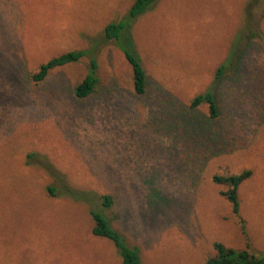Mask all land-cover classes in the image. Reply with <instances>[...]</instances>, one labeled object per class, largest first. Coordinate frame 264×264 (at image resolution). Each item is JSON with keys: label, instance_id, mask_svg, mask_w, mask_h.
<instances>
[{"label": "rangeland", "instance_id": "obj_1", "mask_svg": "<svg viewBox=\"0 0 264 264\" xmlns=\"http://www.w3.org/2000/svg\"><path fill=\"white\" fill-rule=\"evenodd\" d=\"M133 1L0 0V264H120L92 236L85 204L47 194L53 180L26 165L30 153L67 186L111 195L112 225L143 264H206L214 243L264 252V0H158L129 19L122 39L146 72L140 96L104 37ZM246 20L257 36L213 83ZM80 50L88 54L43 82L29 79ZM91 60L98 85L80 100L73 88ZM210 87L214 119L189 106ZM243 171L241 225L213 177Z\"/></svg>", "mask_w": 264, "mask_h": 264}, {"label": "trees", "instance_id": "obj_2", "mask_svg": "<svg viewBox=\"0 0 264 264\" xmlns=\"http://www.w3.org/2000/svg\"><path fill=\"white\" fill-rule=\"evenodd\" d=\"M157 1L158 0H134L131 4L128 18L126 20L117 23H109L104 28V37L115 43L130 67L132 90L138 96L143 95L146 91V72L137 55L131 48L130 43H124L122 37L128 26L129 19L141 16L151 10ZM253 2L256 3V0H253ZM250 4H248L247 8H250ZM252 25L251 20L250 22L249 20H246V22L243 23V26L233 39L227 57L223 63L216 68L213 83H219L220 79L229 72L230 67L235 69L236 66H239L242 52L246 49L250 41L257 36ZM241 48L242 52H240ZM87 54V51L80 50L68 51L56 56L48 60L46 63L39 65L37 69L29 75V79L33 83H41L54 69L76 63ZM97 85L98 78L96 76V63L94 60H91L88 73L82 81L75 85L73 88V94L77 99L84 100L95 92ZM189 106L191 108H200L204 106L206 107L210 119L217 117V106L214 91L211 87L194 96L191 99ZM26 165H34L53 180V185L46 188V192L49 196L66 198L87 206L88 214L92 221V236L109 242L114 247L116 254L119 257L120 264H143L139 249L137 247L129 246L125 237L112 225L114 217L111 216V213L114 207V199L111 195H97L92 191H80L67 186L64 183V177L54 169L51 163L47 161L44 156H40L36 153L26 155ZM249 176V171H243L239 174L213 177V182L215 184L225 187V190L221 191L220 194L230 204L233 215L238 218L241 225L243 224V221L240 219L238 188L242 182L249 178ZM213 249L215 255L209 258L206 261V264H264V252L256 250L249 242H246L244 249L241 250L225 247L221 243H214Z\"/></svg>", "mask_w": 264, "mask_h": 264}]
</instances>
